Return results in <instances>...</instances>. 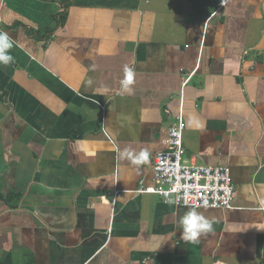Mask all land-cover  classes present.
I'll use <instances>...</instances> for the list:
<instances>
[{"label": "crops", "instance_id": "obj_1", "mask_svg": "<svg viewBox=\"0 0 264 264\" xmlns=\"http://www.w3.org/2000/svg\"><path fill=\"white\" fill-rule=\"evenodd\" d=\"M0 31V189L21 196L0 199V258L264 264V0H0ZM182 98L184 160L231 168L230 208L137 192ZM193 210L212 223L195 243Z\"/></svg>", "mask_w": 264, "mask_h": 264}, {"label": "built area", "instance_id": "obj_2", "mask_svg": "<svg viewBox=\"0 0 264 264\" xmlns=\"http://www.w3.org/2000/svg\"><path fill=\"white\" fill-rule=\"evenodd\" d=\"M193 73L184 81L187 85ZM184 92L182 91V96ZM187 122L182 98L180 111L163 139L166 149L160 151L153 165V183L141 181L139 193H152L165 201L193 209L201 207L226 209L233 205L235 184L228 165H208L184 160V132ZM120 194L116 191V195Z\"/></svg>", "mask_w": 264, "mask_h": 264}, {"label": "clouds", "instance_id": "obj_3", "mask_svg": "<svg viewBox=\"0 0 264 264\" xmlns=\"http://www.w3.org/2000/svg\"><path fill=\"white\" fill-rule=\"evenodd\" d=\"M11 46V39L7 32L0 31V61L7 63L11 57L5 55V50ZM133 82V70L125 68V78L122 80V87L128 89ZM190 124L195 127H201L199 120H192ZM148 160V153L141 152L138 155L132 157L134 164L145 163ZM166 203H173L172 200H167ZM184 232L182 233V239L185 241H191L193 243L198 242V237L202 233L212 231V223L205 220L200 214H197L194 210L186 214L181 221Z\"/></svg>", "mask_w": 264, "mask_h": 264}, {"label": "trees", "instance_id": "obj_4", "mask_svg": "<svg viewBox=\"0 0 264 264\" xmlns=\"http://www.w3.org/2000/svg\"><path fill=\"white\" fill-rule=\"evenodd\" d=\"M67 18H68L67 11L60 13V15H56L55 20L57 21L56 23L57 26H55V28L60 25L61 26L64 25L67 21ZM52 28L54 29V27H49L48 31L53 30ZM38 34L40 35V37H45L41 30L38 31ZM20 198H21L20 194L15 191H11L8 194H3L0 189V199L5 200L8 204H10L13 207H16L19 205ZM0 264H19V263L16 262L12 253H6L4 256L0 258Z\"/></svg>", "mask_w": 264, "mask_h": 264}]
</instances>
